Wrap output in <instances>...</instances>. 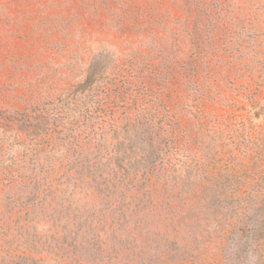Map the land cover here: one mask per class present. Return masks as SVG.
I'll use <instances>...</instances> for the list:
<instances>
[{"label":"rangeland","instance_id":"1","mask_svg":"<svg viewBox=\"0 0 264 264\" xmlns=\"http://www.w3.org/2000/svg\"><path fill=\"white\" fill-rule=\"evenodd\" d=\"M122 77L164 82L168 168L264 184V0H0V264L50 261V227L82 204L57 186L80 163L64 131L98 80Z\"/></svg>","mask_w":264,"mask_h":264},{"label":"trees","instance_id":"2","mask_svg":"<svg viewBox=\"0 0 264 264\" xmlns=\"http://www.w3.org/2000/svg\"><path fill=\"white\" fill-rule=\"evenodd\" d=\"M155 84L102 79L85 94L82 124L62 137L80 163L57 185L82 204L50 227L48 264H264V184L221 189L230 180L192 159L184 173L168 168L180 141Z\"/></svg>","mask_w":264,"mask_h":264}]
</instances>
